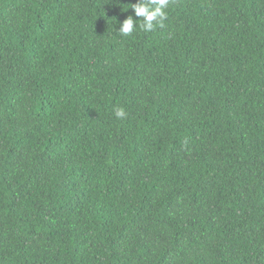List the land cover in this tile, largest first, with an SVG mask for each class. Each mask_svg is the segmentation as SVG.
Wrapping results in <instances>:
<instances>
[{
    "label": "trees",
    "instance_id": "obj_1",
    "mask_svg": "<svg viewBox=\"0 0 264 264\" xmlns=\"http://www.w3.org/2000/svg\"><path fill=\"white\" fill-rule=\"evenodd\" d=\"M135 3L0 0V264H264V0Z\"/></svg>",
    "mask_w": 264,
    "mask_h": 264
},
{
    "label": "clouds",
    "instance_id": "obj_2",
    "mask_svg": "<svg viewBox=\"0 0 264 264\" xmlns=\"http://www.w3.org/2000/svg\"><path fill=\"white\" fill-rule=\"evenodd\" d=\"M172 0H137L132 4L131 9L135 17L142 18V23L136 24L133 16L129 15L119 28V32L124 36H130L138 26L144 32H153L159 27L164 26L165 20L168 18V8ZM139 19V20H140ZM117 119H124L127 113L123 108L115 109Z\"/></svg>",
    "mask_w": 264,
    "mask_h": 264
}]
</instances>
